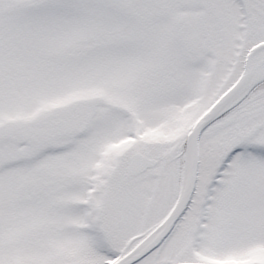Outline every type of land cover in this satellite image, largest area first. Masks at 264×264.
Segmentation results:
<instances>
[{"label":"snow or ice","instance_id":"1","mask_svg":"<svg viewBox=\"0 0 264 264\" xmlns=\"http://www.w3.org/2000/svg\"><path fill=\"white\" fill-rule=\"evenodd\" d=\"M0 264H264V0H0Z\"/></svg>","mask_w":264,"mask_h":264}]
</instances>
